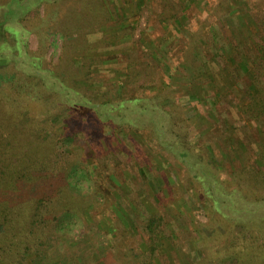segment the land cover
I'll return each instance as SVG.
<instances>
[{
	"label": "rangeland",
	"instance_id": "rangeland-1",
	"mask_svg": "<svg viewBox=\"0 0 264 264\" xmlns=\"http://www.w3.org/2000/svg\"><path fill=\"white\" fill-rule=\"evenodd\" d=\"M40 1L0 0V52L7 50L0 57V90L10 92L12 80L21 79L20 89L31 91L38 82L28 75L55 69L98 102L126 87L121 92L130 97H146L138 116L143 125L151 123L150 132L92 137L105 149L89 148L93 159L84 151L76 156L94 174L72 182L91 198L88 222L73 219L69 232L73 243L85 244L87 257L75 258L59 245L51 264H264V192L248 193L234 175L264 169V127L244 113L255 92L254 72L239 66L264 59V26L255 29L253 21L264 23V0H62L60 6L42 4L28 20ZM39 85L34 90L44 92ZM58 86L68 99L70 86ZM43 99L48 105L25 104L28 139L48 129L63 138L64 103L52 107L58 102ZM148 99L161 102V117ZM174 111L176 120L188 122L186 148L190 143L194 154L209 159L203 168L212 171L211 193L209 183L165 147L172 141L180 146L171 133ZM98 176L113 187L107 201L100 198ZM219 185L237 196L220 199ZM24 259L0 264H42L33 253Z\"/></svg>",
	"mask_w": 264,
	"mask_h": 264
},
{
	"label": "trees",
	"instance_id": "trees-1",
	"mask_svg": "<svg viewBox=\"0 0 264 264\" xmlns=\"http://www.w3.org/2000/svg\"><path fill=\"white\" fill-rule=\"evenodd\" d=\"M61 1H40L41 3L39 2L35 4L36 7H33L31 15H28V20L35 19L33 13L37 12L42 4L60 6L59 2ZM94 4H92V13L95 18L94 23L97 24ZM86 6L87 9L88 6ZM253 21L255 29L264 26L262 20ZM22 22H27V17L22 18ZM257 22L260 23V26ZM22 27L24 26L22 25ZM1 35L0 25V37ZM11 35L15 38V35ZM77 40L80 45L85 42L79 35ZM24 45L25 42L21 47ZM259 45L264 51V44ZM4 53H7L6 49L0 52V57ZM255 61L256 64L251 68L247 62L239 61L241 71L247 72L252 69L254 72L251 88H254L255 92H250V104L244 108V113L257 125L264 127V68H262L264 59L257 58ZM36 64L35 66H37ZM23 72L30 73L26 70V65L23 67ZM28 77L31 82H38V85H34L31 91L20 89L21 79L12 80L10 92L5 94V87L4 90H0V260L22 263L27 255L33 253L35 262L51 264L56 258L54 252H57L59 245L63 246L62 249L69 250L66 254L70 253L71 256L82 260L87 257V253H84L86 246L82 242L73 243L69 232L71 224H74L73 219L87 221L86 217H90L91 209L88 201H91V198L85 195L81 196L72 186V182L81 178L91 180L94 174L92 171L86 170L84 166L80 167L76 156L83 157L84 151L85 156H91V159L95 158L94 154L89 153V148L95 153H99L105 149V145L96 143L91 138L100 137L107 131H111L112 135L116 136L121 134V131L129 130H133V133L137 130L139 133H143L149 128L150 132L151 123L143 125L140 120L141 116H138L139 113H142L139 110L140 103L142 99L147 98L144 96L141 98L130 97L125 94V91L121 92L123 89L127 90L126 87L119 88L118 96L110 95L106 99L104 98L105 100L98 102L84 93L82 89H76L69 78H60V73H56L55 69L45 76L36 73L28 75ZM57 82L70 86L67 92L68 99L64 100L59 96L57 89L61 87ZM39 83L41 87L44 86L43 89H46L44 92L34 90L36 86H40ZM84 84L89 83L85 80ZM48 95L49 102L52 100V96H55L52 102H58L52 107H56L58 104L63 106L64 103L69 118L66 121L67 133L62 138L52 134L48 129L36 136L38 139L36 137L32 140L28 139V111L24 108L25 104L29 101L32 104L37 102L48 105L43 99V96ZM153 101L154 99L147 101L149 108L154 111V116L155 113H158L156 117H161L160 110L162 108L159 109L161 102ZM171 115V121L174 120L171 126L172 136L180 142L183 150H179L182 148L174 141L168 142L165 147L168 152L181 156L180 160H183L191 171H197L201 180L209 183L208 192H213L215 185H211L212 171L203 168L204 166L208 168L209 159L205 156L200 157V154H194L190 143L187 146L188 149L186 148L189 141L187 133L184 131L187 128V119L176 120L180 118L177 111L171 112ZM7 116L9 118H6ZM141 123L143 126L140 125ZM166 129L168 130L169 127ZM261 151L260 158L264 160V146L261 147ZM234 175L243 180L246 186L248 185V193L253 190L252 194L254 192L257 194L258 188H260V192H264V169L256 172L246 168ZM103 180L104 178L100 176L96 179L99 183L100 198L107 201L114 191L112 192L113 187L110 184L104 187ZM226 192L225 187L219 185L215 193L221 196L220 199L223 194L227 196L226 198L230 194L237 196L235 190ZM59 237L64 239L63 242L59 241ZM62 243L67 245H61ZM71 245L73 246L70 247Z\"/></svg>",
	"mask_w": 264,
	"mask_h": 264
}]
</instances>
